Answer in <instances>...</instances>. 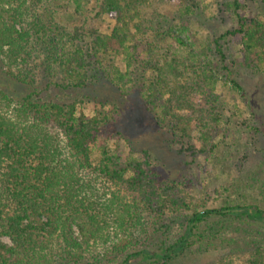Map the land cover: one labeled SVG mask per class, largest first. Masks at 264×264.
<instances>
[{
    "label": "trees",
    "instance_id": "trees-1",
    "mask_svg": "<svg viewBox=\"0 0 264 264\" xmlns=\"http://www.w3.org/2000/svg\"><path fill=\"white\" fill-rule=\"evenodd\" d=\"M94 1L88 11L84 0H0V62L10 79L82 88L103 78L138 86L171 145L222 165L221 144L237 131L240 108L230 110L217 88H243L221 41L239 36L245 66L264 75V20L240 14L245 0H168L178 4L171 14L156 7L166 0ZM213 5L235 13L238 28L192 41L194 19ZM93 13L113 20L110 32L91 24ZM95 105L88 116L76 101H42L33 91L16 98L0 86V264H172L210 241L213 217L257 225L264 239L263 206L225 197L224 205L205 207L187 192L197 174L184 183L163 178L148 149L137 156L112 148L122 137L107 129L117 107ZM180 221L183 233L170 241ZM220 264H264V240L247 261Z\"/></svg>",
    "mask_w": 264,
    "mask_h": 264
},
{
    "label": "rangeland",
    "instance_id": "rangeland-1",
    "mask_svg": "<svg viewBox=\"0 0 264 264\" xmlns=\"http://www.w3.org/2000/svg\"><path fill=\"white\" fill-rule=\"evenodd\" d=\"M159 2L156 7L160 12L171 14L178 8L176 2ZM96 2L84 0L83 8L91 11ZM69 7L68 10H70ZM99 10V8H98ZM97 10V11H98ZM151 10V9H150ZM242 16L259 17L264 20V0H245V5L239 10ZM91 24L100 32H110L113 20L107 14H91ZM192 27L195 33L192 37L203 38L209 35L210 39L219 37L227 30L239 26L238 16L232 11L218 10L216 5L208 7L204 14L196 17ZM225 52V61L233 71V77L242 85V91L236 92L229 86L218 85L217 92L221 94L230 110L240 108L236 119L237 131H233V138L228 136L223 144L226 151L218 155L222 165L210 160L205 155L194 154L187 151V145H171V134L166 129L160 128L154 115L150 112L144 101L141 89L138 86L129 87L122 82L113 83L101 78L99 81L89 83L85 87L68 88L56 86L49 79L36 86L23 85L17 80L10 79L5 72V66L0 62V86L14 97H23L30 92H36V97L42 101L61 103H77V110L92 116L96 101L104 104H113L117 107V118L107 129L120 132L122 137L110 142L112 148L120 146L123 154L130 151L137 156L143 149H148L153 158L158 162V171L163 178L179 180L184 183L189 175L197 174V185L187 189L189 194L197 195L204 201L205 207L215 208L224 205L223 198L230 199L233 203L257 204L264 207V75L244 64L241 38L228 36L221 41ZM170 44V43H168ZM121 69L126 70V62L118 60ZM113 106V107H114ZM114 107V109H116ZM233 112V111H230ZM126 139V140H125ZM218 140L223 139L221 132ZM182 149V151H180ZM217 153V150H216ZM99 145H94L92 159L98 164L100 157ZM193 177H191L193 179ZM238 182V186L233 183ZM181 187H185L184 184ZM213 230L211 239L207 243L191 246L188 255L177 259L172 264H220V260H234L235 263L247 261L254 247L264 239L258 235L261 228L248 226L245 223L230 218L213 217ZM182 221L171 228L170 241L183 233ZM207 224L202 225V229ZM216 236H221L216 239ZM10 243L8 237H2ZM218 245V247H213ZM205 248L207 252L204 251Z\"/></svg>",
    "mask_w": 264,
    "mask_h": 264
}]
</instances>
